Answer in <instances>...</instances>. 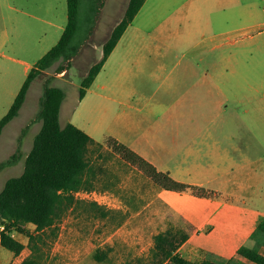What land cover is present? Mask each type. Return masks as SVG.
Returning <instances> with one entry per match:
<instances>
[{
  "label": "rangeland",
  "instance_id": "obj_1",
  "mask_svg": "<svg viewBox=\"0 0 264 264\" xmlns=\"http://www.w3.org/2000/svg\"><path fill=\"white\" fill-rule=\"evenodd\" d=\"M129 2L109 0L107 7L97 16L92 1L82 2L79 28L74 40L81 47L80 54L71 63L65 64L69 69L67 73L54 76L52 81L66 94V105L60 121L62 127L73 123L84 128L83 120L93 124L100 120L101 109H91L98 103L100 105V98L88 95L84 103L79 104L81 83L89 69L102 59L103 45L114 24L125 16ZM40 3L45 5L46 20V23L39 24L36 38H41L40 42L32 38L35 29L29 21L28 32L24 31V37L30 40L24 47L19 44L0 47V120L9 111L25 82L28 65L35 66L60 39L63 30L57 29L56 25L66 26L67 0H40ZM7 23L9 30H12V21L7 19ZM95 27L96 32L92 35L91 31ZM99 30L101 33H97ZM227 40L233 43L227 44ZM155 42L178 45L168 51L172 65L180 60L185 64L188 53V57L196 61L205 59L206 69L220 76L223 101L229 99L227 104H223L228 114L218 119L221 127L226 129V136L228 131V136L235 141L247 142L243 144L245 149L239 146L234 161L226 159L224 155L217 164L212 161V170L230 167L231 164L236 167L243 162L245 166L239 171L234 169L224 180H212L211 186L230 191L238 189V185L242 186L244 190H238L235 196V204L239 207L249 202V198L254 201L263 198L258 195L264 191V0H147L125 33L120 50L110 60L106 70L108 75H117L118 63H122L119 60L136 56L137 52L130 49L129 43ZM95 46L100 48L96 49ZM58 65L50 69L47 75L53 76ZM129 68H132V73H137L132 64ZM181 69L182 65L177 72ZM141 77L135 74L122 81L126 87L132 85L146 91L150 82L146 77ZM129 79L131 81H127ZM43 88L44 79L31 85L18 117L3 130L0 164L16 153L20 137L22 154L14 164L0 170V192L7 180L23 173L26 156L42 128L37 115ZM76 108L80 112L75 113ZM87 110L93 112L88 114ZM118 112L119 109H111L107 121H111ZM215 119L217 117L210 118L213 121ZM95 136L97 143L104 145L103 148L93 146L90 153V159L102 168L100 181L94 190L96 195L76 196L77 204L59 224V236L51 247L46 264H151L155 235L169 228L185 229L187 222L182 216L189 217L194 225L201 224L215 209L207 199L197 198L189 191L182 194L162 191L137 168L115 155L107 147V139L102 141L99 132ZM222 141L227 142L228 138L224 136ZM246 158L259 161L251 165ZM251 174L255 179L250 177ZM251 184L256 185L254 191L258 195L248 194L247 188ZM94 199L99 201L97 204L103 210L91 205L96 203ZM103 213H107L105 217ZM219 216L223 226L230 219L239 218V212L221 210ZM29 229L34 231L35 227L29 225ZM13 236L26 248L19 256H15L0 247V264H20L30 255L28 238L17 233H13ZM203 240V235L197 236L193 244L200 247ZM253 240L255 245L249 248L264 255V234L259 233ZM96 256L101 260L98 261ZM196 259L199 263V258Z\"/></svg>",
  "mask_w": 264,
  "mask_h": 264
},
{
  "label": "crops",
  "instance_id": "obj_2",
  "mask_svg": "<svg viewBox=\"0 0 264 264\" xmlns=\"http://www.w3.org/2000/svg\"><path fill=\"white\" fill-rule=\"evenodd\" d=\"M108 1L105 2L102 10L107 7ZM44 6L40 0H0V24L2 25L0 47L14 44L24 47L30 40L24 37V31L28 32L29 21L32 22V28L36 30L33 31L35 33L32 38L37 39L35 41L39 43L41 38H36L39 34V24L46 23ZM7 19L12 21L10 24L12 30H9ZM121 19L114 24L111 34ZM23 27H25L24 30ZM56 27L63 32L66 28L63 25H56ZM96 28L93 29L92 35L96 32ZM100 31L97 33H101ZM123 37L85 96L86 98L88 95H93L101 99L100 105L98 103L91 108L101 109L100 120H97L96 124L83 120L84 128H81V125H74L85 130L96 142L98 141L95 134L98 132L102 136V141L108 138L117 140L155 166L158 171L169 174L176 181L212 191L213 197L203 199H207L210 205L215 206V209L203 223L194 225L189 217L180 215L197 229V232L192 234L178 250L184 259L192 263H197L196 257H198L199 263L207 260L217 264H227L230 261H234L235 264H254L240 256L238 250L243 246L255 245L253 235L264 219V191L258 195L254 191L256 185H249L247 188L249 195H258L263 198H258L256 201L249 198V202L239 207L235 204V196L238 195V190H244L242 186L238 185L239 188L232 191L211 186L212 180H224L234 169L237 168L239 171L245 166L243 162L236 167L231 164L230 167L212 170V161L217 164L219 160H222L223 155L226 159L234 161L237 158L239 146L242 145L243 147L240 148L245 149L243 144H247V142L235 141L228 136V131L226 136V129L222 128L218 121L223 114H228L227 109H223V104L229 102V99L225 101L222 99L220 76L211 74L210 70L206 69L204 58L196 61L188 57L189 53L186 54L185 64H182L181 60L175 65L170 64L168 51L174 47L177 48L178 45L166 42L129 43L130 49L137 52L136 56H131L124 61L119 60L122 63H118L117 75H108L106 70L109 62L120 50ZM226 43L233 42L227 40ZM186 46L191 45L186 44ZM95 48L100 47L95 46ZM131 64L137 73L131 72L132 68H129ZM181 65L182 69L177 72ZM32 67L28 65L27 75ZM135 74L142 75L141 78L146 77L150 82L148 90H140L132 85L129 88L124 85L122 79ZM85 98L79 101L80 105L84 103ZM65 105L66 98L61 107L60 121ZM77 109L75 113L80 112V109L79 111ZM111 109H119V112L108 122L107 118ZM87 112L89 114L93 110H87ZM212 116L217 117V120H210ZM106 123L109 124L105 125ZM224 136L228 138L227 142L222 141ZM250 147L251 145L248 144V148ZM246 160L251 165L259 161H253L250 158ZM255 173L257 174V171ZM252 174L250 177L255 179ZM258 175L259 173L257 177ZM250 189H253V192H250ZM221 210L238 211L239 218L230 219L222 226L219 216ZM201 235L204 236V240L202 245L197 247L193 244V240ZM199 255L203 257L200 258Z\"/></svg>",
  "mask_w": 264,
  "mask_h": 264
},
{
  "label": "trees",
  "instance_id": "obj_3",
  "mask_svg": "<svg viewBox=\"0 0 264 264\" xmlns=\"http://www.w3.org/2000/svg\"><path fill=\"white\" fill-rule=\"evenodd\" d=\"M84 0H67L68 21L58 43L47 52L29 71L7 114L0 120V138L4 128L18 117L25 104L31 85L44 79L43 94L37 120L42 128L36 136L31 151L27 154L25 168L18 177L7 180L0 192V247L19 256L26 246L13 233L28 238L30 255L20 264H46L53 243L59 236V224L65 214L76 204V193L92 192L100 181L102 168L90 159L91 148L103 144L94 141L86 132L73 124L62 127L60 112L66 98L65 91L52 84L53 77L68 72V65L78 57L81 47L75 44L79 28L80 10ZM96 8V16L105 6L106 0H90ZM147 0H130L125 16L103 45V57L94 64L82 80L79 101L102 71L108 58L120 42L128 27L133 23ZM93 30L91 31L92 34ZM90 34V35H91ZM59 64L53 76L48 71ZM23 130V135L26 133ZM22 137L19 138L16 153L0 164V170L14 164L22 154ZM107 147L122 161L137 168L153 184L166 192L182 194L191 192L197 198H209L212 192L174 180L169 174L160 172L151 163L117 140L108 138ZM95 208L102 209L97 203ZM107 213H103L105 217ZM185 220V219H183ZM187 222V221H186ZM185 229H167L154 236L151 264H217L212 261L192 263L184 259L178 250L197 229L186 223ZM29 225L35 227L30 231ZM264 234V219L253 237ZM238 254L254 264H264V256L257 250L243 246ZM98 261L100 257L96 256ZM227 264H235L230 261Z\"/></svg>",
  "mask_w": 264,
  "mask_h": 264
},
{
  "label": "built area",
  "instance_id": "obj_4",
  "mask_svg": "<svg viewBox=\"0 0 264 264\" xmlns=\"http://www.w3.org/2000/svg\"><path fill=\"white\" fill-rule=\"evenodd\" d=\"M96 195V192H88V191H80L78 193H76V196H83V197H90V196H94ZM94 201L97 203H99V201L97 199H94Z\"/></svg>",
  "mask_w": 264,
  "mask_h": 264
}]
</instances>
